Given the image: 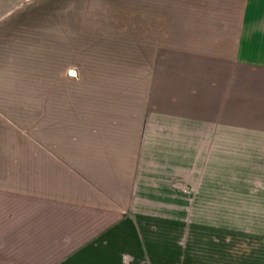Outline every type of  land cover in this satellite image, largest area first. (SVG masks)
Returning a JSON list of instances; mask_svg holds the SVG:
<instances>
[{
    "label": "rangeland",
    "instance_id": "rangeland-1",
    "mask_svg": "<svg viewBox=\"0 0 264 264\" xmlns=\"http://www.w3.org/2000/svg\"><path fill=\"white\" fill-rule=\"evenodd\" d=\"M130 1L138 8V0ZM125 3L18 0L15 5L32 9L36 45L27 56L37 71L32 86L43 87L38 73L44 45L60 44L62 26L76 18L63 11L83 8L82 31L68 33L78 39L69 40L71 52L64 50L65 70L82 67L88 79L95 70L87 88L94 89L96 102L125 99L137 109L139 125L144 122L124 129L114 146L131 161L129 204L118 216L124 218L118 226L131 233L117 246L123 264H264V48L245 49L243 62L217 69L199 62L173 65L170 50L145 54L139 31H132L130 40L119 25L102 24L103 16L97 30L92 9H121ZM19 131L27 135L26 129Z\"/></svg>",
    "mask_w": 264,
    "mask_h": 264
},
{
    "label": "crops",
    "instance_id": "crops-1",
    "mask_svg": "<svg viewBox=\"0 0 264 264\" xmlns=\"http://www.w3.org/2000/svg\"><path fill=\"white\" fill-rule=\"evenodd\" d=\"M17 1L0 0V264H123L117 249L131 233L118 216L129 204L131 161L114 146L124 129L144 122L125 99L96 102L87 88L95 70L90 79L82 67L65 70L64 50L78 37L68 33L82 31L83 8L63 11L76 18L65 20L60 44L44 45L43 87L32 86L35 24L32 9ZM125 1L118 12L92 9L97 30L119 25L130 40L139 31L145 54L170 50L173 65L217 69L243 62L245 49L264 48V0H138V8ZM116 15L120 21H111Z\"/></svg>",
    "mask_w": 264,
    "mask_h": 264
},
{
    "label": "water",
    "instance_id": "water-1",
    "mask_svg": "<svg viewBox=\"0 0 264 264\" xmlns=\"http://www.w3.org/2000/svg\"><path fill=\"white\" fill-rule=\"evenodd\" d=\"M70 75H73L74 76V75H76V72L74 70H71L70 71Z\"/></svg>",
    "mask_w": 264,
    "mask_h": 264
}]
</instances>
